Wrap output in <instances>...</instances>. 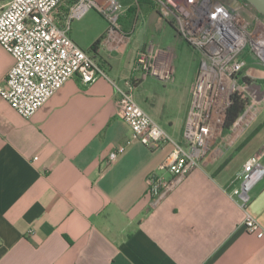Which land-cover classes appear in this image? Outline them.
Here are the masks:
<instances>
[{"label": "crops", "instance_id": "crops-1", "mask_svg": "<svg viewBox=\"0 0 264 264\" xmlns=\"http://www.w3.org/2000/svg\"><path fill=\"white\" fill-rule=\"evenodd\" d=\"M136 17L123 29L138 37L132 52H125L128 38L114 51L102 43L103 55L100 45L89 53L110 80H140L138 105L182 142L200 60L182 56L195 64L180 76L172 60L167 91L148 83L151 77L133 70L137 52L152 45L146 26L135 37ZM69 36L81 49L93 44L81 42L72 27ZM12 64L0 47V85ZM251 69L247 73L261 77L260 65ZM117 100L107 79L85 84L78 75L29 119L0 98V264H264V236L245 232L243 211L229 196L244 162L264 148V126L235 151L262 122L244 138L243 132L234 142L224 136L210 144L196 168L152 200L146 178L172 146L150 149L134 140ZM174 129L180 131L172 136ZM249 209L264 227V178L250 191Z\"/></svg>", "mask_w": 264, "mask_h": 264}, {"label": "built area", "instance_id": "built-area-1", "mask_svg": "<svg viewBox=\"0 0 264 264\" xmlns=\"http://www.w3.org/2000/svg\"><path fill=\"white\" fill-rule=\"evenodd\" d=\"M155 2L164 16L170 14L181 39L200 55L182 142L175 141L138 105L135 79L122 84L110 80L94 57L69 36L71 22L94 7L112 24L103 45L110 52L122 46L129 33L119 24L116 0H0V47L13 59L0 85V98L29 119L72 76L78 75L85 84L107 79L118 95L117 109L132 138L150 149L163 143L172 146L157 171L146 178L147 194L159 200L198 166L210 144L224 134L234 142L262 111L264 83L247 73L246 58L252 57L264 69V19L255 11L249 13L246 3L231 9L221 0ZM133 70L141 78L167 83L174 74L172 55L145 45L137 52ZM234 96L245 104L237 120L226 128ZM263 178L264 148L244 162L239 185L229 192L243 211L241 226L257 238L264 236V227L250 212V191Z\"/></svg>", "mask_w": 264, "mask_h": 264}, {"label": "rangeland", "instance_id": "rangeland-1", "mask_svg": "<svg viewBox=\"0 0 264 264\" xmlns=\"http://www.w3.org/2000/svg\"><path fill=\"white\" fill-rule=\"evenodd\" d=\"M119 4V12H120V18H119V24L122 26V29L129 30L132 27L133 19L135 14L137 13V17L135 20V24L138 28H136L135 37L138 36L139 28L140 26H146V34L148 36V39L145 41L149 44H152L156 49L165 50L169 52L172 55V60L175 62V65L177 67V76L183 75L186 72H191V68L194 66L195 62L192 63H186L183 61L182 56H189L191 58L200 60V55L198 52L190 47L188 44H186L181 37L179 36L173 20L168 13L166 16L162 14V9L160 5H158L155 0H138V4L136 3V0H116ZM139 5V6H138ZM141 8L146 10V13L144 11H138V8ZM250 11L249 13H255L254 10L249 6ZM150 14V17L147 18L146 15ZM111 22L109 19L102 14L97 8H90L82 18L73 20L71 22L72 32L73 35L77 36L81 42H84L87 44L94 43L98 39H100L109 29L111 28ZM137 34V35H136ZM131 39V40H130ZM137 38H130L125 45V52L130 53L132 52L137 46H139ZM141 42V41H140ZM139 42V43H140ZM100 46V54H104V49L102 45V41L99 44ZM86 52H90L89 49L84 48L83 49ZM116 54V53H111ZM248 65L246 69L252 70L254 66L258 65L252 57H247ZM200 62V61H199ZM199 66V65H198ZM199 68V67H198ZM198 70V69H197ZM261 77H259V80H262L264 83V69L259 70ZM197 73V71H196ZM173 79V78H172ZM172 81V80H171ZM163 83L158 81L154 78H148V83H154L157 84V86L160 88L161 91H167L168 84L171 82ZM134 85H138L140 83V80L135 79L132 81ZM141 91L138 94V97L142 99ZM151 91H157V90H151ZM137 98V95H136ZM150 115L151 113L147 111ZM264 121V107L262 108V111L254 118V120L251 123V126L244 131L242 134V138L247 136L249 132L253 129L254 125L263 122ZM185 122V121H184ZM180 130H168L170 134H175L174 132H178ZM264 134V131L262 135ZM173 136V135H172ZM225 134L223 135V137ZM245 154V151L242 153V156Z\"/></svg>", "mask_w": 264, "mask_h": 264}, {"label": "trees", "instance_id": "trees-1", "mask_svg": "<svg viewBox=\"0 0 264 264\" xmlns=\"http://www.w3.org/2000/svg\"><path fill=\"white\" fill-rule=\"evenodd\" d=\"M244 3L248 4L246 1H243ZM262 19L264 17L260 16ZM104 36H102L100 39L95 41L89 48V51H95L97 47L99 46L100 42L102 41ZM244 101L239 98L238 96H234L232 98V103L230 107L227 110L226 114V124L225 127L229 128L232 126V124L237 120L239 115L242 113L244 108ZM264 126V121L251 133L247 136V138L242 142V144L236 149L235 152H237L241 147H243L262 127Z\"/></svg>", "mask_w": 264, "mask_h": 264}, {"label": "water", "instance_id": "water-1", "mask_svg": "<svg viewBox=\"0 0 264 264\" xmlns=\"http://www.w3.org/2000/svg\"><path fill=\"white\" fill-rule=\"evenodd\" d=\"M248 3V5L260 16L264 17V0H243ZM223 3L228 5L231 9L242 4V0H229V2Z\"/></svg>", "mask_w": 264, "mask_h": 264}, {"label": "flooded vegetation", "instance_id": "flooded-vegetation-1", "mask_svg": "<svg viewBox=\"0 0 264 264\" xmlns=\"http://www.w3.org/2000/svg\"><path fill=\"white\" fill-rule=\"evenodd\" d=\"M221 1H222V0H221ZM223 1H224V2H229V0H223ZM242 3H244L243 0H242Z\"/></svg>", "mask_w": 264, "mask_h": 264}]
</instances>
